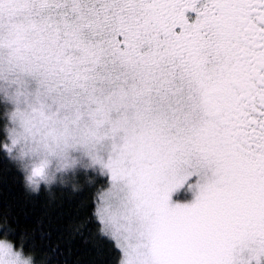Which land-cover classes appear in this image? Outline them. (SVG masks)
Here are the masks:
<instances>
[{
	"label": "snow or ice",
	"instance_id": "1",
	"mask_svg": "<svg viewBox=\"0 0 264 264\" xmlns=\"http://www.w3.org/2000/svg\"><path fill=\"white\" fill-rule=\"evenodd\" d=\"M98 261L264 264V0H0V264Z\"/></svg>",
	"mask_w": 264,
	"mask_h": 264
},
{
	"label": "trees",
	"instance_id": "2",
	"mask_svg": "<svg viewBox=\"0 0 264 264\" xmlns=\"http://www.w3.org/2000/svg\"><path fill=\"white\" fill-rule=\"evenodd\" d=\"M4 197L6 200L20 199L19 186L6 187ZM86 197L87 192L72 193L70 189H55L51 195L41 193L38 197L24 202L20 217L21 228H35L38 231H47L56 227L62 228L76 215L81 200ZM53 209H56L59 215ZM85 259H88V257H85ZM97 264H100V262L98 261Z\"/></svg>",
	"mask_w": 264,
	"mask_h": 264
},
{
	"label": "clouds",
	"instance_id": "3",
	"mask_svg": "<svg viewBox=\"0 0 264 264\" xmlns=\"http://www.w3.org/2000/svg\"><path fill=\"white\" fill-rule=\"evenodd\" d=\"M85 181H87V180H90V179H92L91 177H88V176H86L85 178ZM69 186H70V184H69Z\"/></svg>",
	"mask_w": 264,
	"mask_h": 264
}]
</instances>
